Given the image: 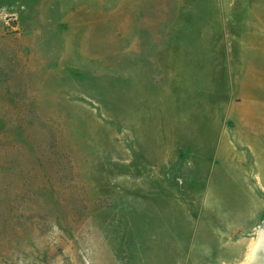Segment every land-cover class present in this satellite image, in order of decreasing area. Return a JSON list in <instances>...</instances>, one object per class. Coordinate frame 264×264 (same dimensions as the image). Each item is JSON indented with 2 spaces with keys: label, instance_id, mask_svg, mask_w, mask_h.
Returning <instances> with one entry per match:
<instances>
[{
  "label": "rangeland",
  "instance_id": "374dc122",
  "mask_svg": "<svg viewBox=\"0 0 264 264\" xmlns=\"http://www.w3.org/2000/svg\"><path fill=\"white\" fill-rule=\"evenodd\" d=\"M263 243L264 0H0V264Z\"/></svg>",
  "mask_w": 264,
  "mask_h": 264
},
{
  "label": "bare ground",
  "instance_id": "6f19581e",
  "mask_svg": "<svg viewBox=\"0 0 264 264\" xmlns=\"http://www.w3.org/2000/svg\"><path fill=\"white\" fill-rule=\"evenodd\" d=\"M262 245H264V243H263ZM258 247H259V246H258ZM262 247H263V246H262ZM262 247H261V248H262ZM255 250H256V251H258V248H257V249H255ZM262 263L264 264V262H262Z\"/></svg>",
  "mask_w": 264,
  "mask_h": 264
}]
</instances>
